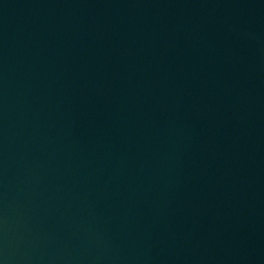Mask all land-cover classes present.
Wrapping results in <instances>:
<instances>
[{
    "label": "water",
    "instance_id": "95a60500",
    "mask_svg": "<svg viewBox=\"0 0 264 264\" xmlns=\"http://www.w3.org/2000/svg\"><path fill=\"white\" fill-rule=\"evenodd\" d=\"M0 264H264V0H0Z\"/></svg>",
    "mask_w": 264,
    "mask_h": 264
}]
</instances>
